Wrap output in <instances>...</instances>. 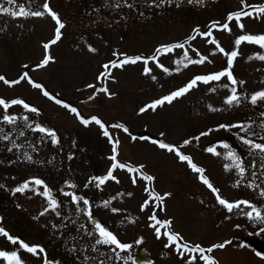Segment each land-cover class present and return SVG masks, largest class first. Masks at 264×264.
Wrapping results in <instances>:
<instances>
[{"label": "rangeland", "instance_id": "374dc122", "mask_svg": "<svg viewBox=\"0 0 264 264\" xmlns=\"http://www.w3.org/2000/svg\"><path fill=\"white\" fill-rule=\"evenodd\" d=\"M26 1L0 0V8L19 11L22 6L27 12L43 13L39 17L0 13V76L20 81L0 80V100L9 105H0V214L5 219L2 229L16 241L0 235V253L10 258L15 252L23 264H110L115 257L116 264L123 260L134 264L137 251L146 248L153 264H194L183 262L187 257L178 256L172 245L165 247L170 243L163 236L165 227L156 221L166 220L170 231L189 246L207 250L225 238L231 241L223 249L208 252L216 264H264V258L243 243L256 220L249 221L246 215L244 232L231 231L237 221L234 225L227 221L225 233L221 218L199 214L196 200L177 183H195L188 161L151 142L163 138L174 143L208 178L217 164L234 162L221 158L230 147L239 146V137L264 145V98L252 102L254 95L264 92V59L259 58L264 47L248 41L235 43L240 36H264V14L258 11L264 0H28L31 5ZM45 3L64 25L55 43L51 41L58 25L45 12ZM242 10L252 14L240 18L241 29L227 17ZM226 22L231 31L221 28ZM176 44L183 47L157 54L162 46ZM233 51L238 53L230 69L235 83L226 76L208 83L196 81L171 103L140 112L196 77L228 69L226 53ZM46 55L49 62L38 67ZM153 56L157 59H150ZM135 57L142 59L120 67L110 63ZM201 58H206L203 63L189 62ZM29 79L41 87H34ZM233 95L238 102L226 103ZM13 100L23 104H12ZM5 116L14 117V122L8 123ZM47 120L56 124L50 135L40 131ZM117 124L127 131L112 127ZM115 141L119 143L114 153ZM207 148H216V153ZM113 155L127 167L113 169L114 179L97 186L94 178L108 176ZM179 168L182 181L176 177ZM237 169L230 174L231 180L239 175ZM143 173L153 179H144ZM195 174L196 178L201 175ZM26 183L27 188L14 193ZM242 183L246 192V180ZM73 195L83 199L74 202ZM50 199L56 201L55 209ZM93 215L99 217L97 224L130 247L112 251L116 245L97 244L102 238L97 224L89 221ZM153 215L156 220L150 219ZM20 242L36 246L37 253L21 248ZM9 258L0 256V264H14Z\"/></svg>", "mask_w": 264, "mask_h": 264}, {"label": "snow or ice", "instance_id": "6c2138e0", "mask_svg": "<svg viewBox=\"0 0 264 264\" xmlns=\"http://www.w3.org/2000/svg\"><path fill=\"white\" fill-rule=\"evenodd\" d=\"M9 3H14V0H8ZM242 3H243V0H242ZM247 7V6H246ZM44 9H45V12L48 13V15L52 16V18L56 21L58 27L56 29V38L51 41V43H55L56 40H58L60 38V29H62L64 27L63 23L60 22L58 16L53 13L51 11V9L49 8L48 4L45 3L44 4ZM258 11L261 13V14H264V6H260L258 8ZM0 13H8L10 15H12L13 17H16V16H28V15H31V16H36V17H39L41 15H43V13L39 12V11H34V12H27L24 10V8L21 6L19 8V11H10V9L8 8H0ZM251 12H246V11H240V12H237V13H230L227 17V20L228 21H232V20H236L237 23H238V26L242 29L243 28V25L242 24H239V20L242 16H251ZM216 26V23L214 22L213 24V27ZM221 28L223 30H227V31H231V29L229 28L228 26V23H224ZM211 33H206L205 35H210ZM194 39V37H192ZM242 41H248V42H255V43H259L261 47H264V36H258V37H253V36H240L239 38L236 39L235 43L237 46L240 45V43ZM215 42V41H213ZM45 49L47 50V48L49 47V45H44ZM182 48L183 47V44H176V45H171V46H162L161 48L157 49V54H159L161 51L163 52H168V51H171L172 48ZM217 47H219V45H217ZM90 51H95L94 49H89ZM220 51H223V49H220ZM115 55V53H114ZM226 55L228 56V69L222 71V72H219V73H216V74H211L209 76H206V77H196L194 78V80H192L185 88L183 89H180L174 93H172L170 96H167V97H164L162 98L161 100H158V101H155L153 102L152 104H149L147 105L145 108H141L140 109V112L143 113L145 111H147L148 109H152V110H155L156 107L158 105H162L163 103L165 102H168V103H171L173 99L175 98H178L180 96H182L185 92H187L190 88L194 87L195 84H196V81H203L204 83H208L209 81H219L221 79V77H224L226 76L230 81H232L233 83H235V80L233 79V76H232V73L230 71L231 67H232V64H233V60L234 58L238 55V53L236 51H233L231 52L230 54H227ZM185 57H187V53H185ZM260 59H264V56H260L259 57ZM142 59L141 57H135V58H125L124 60H122L119 64H117L115 61L113 62H110L112 64L113 67H120L122 66L123 64H127V63H136L138 60ZM150 59H153V60H156L157 59V56H153L151 57ZM204 59L206 58H201V60L199 61H189L190 63H203L204 62ZM50 60V57H48L47 55L45 56V59L42 61V63L40 65H38V67H43L44 65H46ZM145 63H147V61H145ZM160 67H163L162 65H158ZM187 65H185L186 67ZM104 68L107 70L109 68V65H104ZM166 70V69H165ZM149 71V69L146 67L145 68V73H147ZM26 75L25 74L24 76L21 77V79H24L26 78ZM0 80H4V77L0 76ZM5 83L7 84H17L19 83L20 81L19 80H16V81H7V80H4ZM29 83H33V86L34 87H41L40 85L38 84H35L34 82H32L30 79H29ZM89 87H94L93 85H89ZM99 91H103V92H106L107 93V89L106 88H101L99 89ZM233 92H235V89H233ZM46 96L48 95L47 92L44 93ZM92 97H90L91 99ZM257 98H264V92H260V93H257L256 95H254L252 97V102L255 103V101L257 100ZM58 103H60L59 101H57ZM233 102H238V97L236 95H233L231 96L227 101L226 103L228 104H232ZM12 104H23V101L21 100H13L11 102ZM0 105H4L5 108H7L9 105L3 101V100H0ZM24 107L26 109L29 108V106L27 104H24ZM64 107H68V105H64ZM31 111L35 112L36 109L34 108H31L30 109ZM72 112H76V109H71ZM14 117H9V116H5L4 117V120L7 121L8 123H13L14 122ZM93 120L96 121V123H100L99 120H96V118L94 117ZM82 123L84 124H87L88 121H85V120H81ZM101 127H103V125H101ZM112 127H115V128H124L123 125H120V124H117V125H113ZM221 127H226L224 125H221ZM231 127H237L236 125H233ZM243 130V128H242ZM40 131H45L44 129H40ZM124 131H127L126 128H124ZM21 135H23V133H21ZM104 135L105 136H108L109 133L107 131L104 132ZM202 135H206V133H202ZM6 138V137H5ZM133 139H136L135 137H133ZM143 139H149L147 137L143 138ZM198 139V138H197ZM110 140H111V137H110ZM242 140V143L246 144V145H250L251 148H254V149H258L260 152H264V145L262 144H256V143H253L251 140L249 139H244V138H241ZM52 141L53 143H56V137L54 134H52ZM152 143H157L156 141H151ZM119 143V141H115L114 142V146H113V152L115 153L116 152V145ZM185 144L189 143V141H185L184 142ZM159 147L161 149H167L168 151L172 152V151H175L176 155L178 156L179 160L181 161H188L189 163V166L193 169V171H196V172H199L201 173V176H200V179L203 183H205L206 185H208L209 188H212V185L209 183V181L203 176V170L202 169H199L197 168L195 165H193L191 163V160L189 157H186L184 156L183 154H181L176 148L175 146H170V145H166L165 143H159ZM225 147H227V145H225ZM208 151L212 152L213 149H208ZM229 157L231 159H233V161H237L238 160V157L235 156L234 153H229ZM30 159V157H28ZM111 160H113V165H112V168H110L109 170V173H108V176L105 177V178H94V179H97L98 180V185L99 184H103L105 182V179H114V177H112L111 175V172L113 169L117 168V167H120V168H125L127 167L126 165H123V164H120L116 161V156L113 155L112 157H110ZM226 169L229 167V166H225ZM235 167H237L238 169H240L241 172L244 171L243 168H241L240 164L239 163H236L235 164ZM144 179H147L149 181H151L153 179V177H144ZM36 184H41L42 182L39 181V180H36L35 181ZM133 183H135V180L133 181ZM28 185L27 183L25 185H23L22 187L20 188H17L14 190V193L15 192H21L23 191L25 188H27ZM146 191H147V188H146ZM213 192L214 193H218V190L216 189H213ZM46 197H48L50 194L49 192L47 191V189H45L44 193H43ZM65 195H69L68 193H65ZM129 195H131L129 193ZM168 194H165V196H167ZM161 200L164 199V197H159ZM217 198V201L219 202V204L225 206L229 211H231L234 207H238L239 205L238 204H232V203H229L227 201H225L223 198H221L218 194L216 196ZM72 199L73 201H77L78 199H83L82 197L81 198H78L76 196H72ZM84 203L87 204L88 201L87 200H84ZM147 201H145V204L141 206V210L143 211L144 210V207L147 205ZM241 203H244L247 205V202H241ZM50 205L53 209H55V207H57V204H56V201L55 200H52L50 199ZM105 206H107V202H105ZM249 207H251L250 205H248ZM48 211V209H45V212ZM113 211H116V209H113ZM253 213H255V219L261 221V222H264V216H261L260 212L253 208L252 209V212H249L247 213L249 219H253ZM42 215L44 213H41ZM150 219L152 220H156V216L153 215L152 217H150ZM131 222V221H130ZM157 224H161L160 221H156ZM163 226L164 227H169L170 226V222H163ZM96 228L98 229V232H99V236L102 238V239H97L96 243L97 244H101V243H104V244H113V245H116L118 248L120 249H126L130 246L128 245H123L121 243L118 242V240L116 239V237L110 233L109 231L105 230L102 226H100L99 224L96 225ZM261 232H264V228H262L260 230ZM156 233H157V238L159 239L160 238V230L159 228H156ZM0 235H4L6 237H8L10 240H12V242H16L14 240V238L8 236V233L0 228ZM164 235H167L168 237V240H169V244H166L165 247H170L172 244H175V242L178 240V239H181L179 237L178 234H171L169 232H165ZM139 243V241H138ZM231 241H226L225 243L223 244H218V245H213L211 248L207 249L208 252H211L213 251L214 248H220V249H223L225 248V246L227 244H230ZM20 247L25 249L26 251L28 252H31L33 253L34 255L37 253V247L36 246H29L23 242H20ZM182 247V245L180 244H176V249L178 251V253L183 256V252L180 251V248ZM183 247L187 248V245H183ZM192 250H196V251H200V252H203L204 250L200 248L199 245H196L194 246V248ZM39 251H43V249H39ZM259 255V253H258ZM0 256H5V258H9L7 256V254L5 253H0ZM203 259H205V262L206 264H216V262L208 257H202ZM12 262H14V264H23V262L20 260V258L18 257V255L14 252L11 254V257L9 258Z\"/></svg>", "mask_w": 264, "mask_h": 264}, {"label": "flooded vegetation", "instance_id": "af4514ba", "mask_svg": "<svg viewBox=\"0 0 264 264\" xmlns=\"http://www.w3.org/2000/svg\"><path fill=\"white\" fill-rule=\"evenodd\" d=\"M26 2L27 4L31 5L30 1L27 0ZM239 138L245 139V137H239ZM253 143L255 142L253 141ZM213 150H214L213 153H216L215 150L217 149L213 148ZM230 152L234 153L235 156L238 157L237 161H234L233 163L227 161L224 163L222 162L219 165L217 164L215 166L217 167L216 171L209 173L211 178H208L207 175L206 176L203 175L212 185V188H209L208 185L203 183L200 177L196 178L197 177V175L195 174L196 171H193L192 168L191 170L195 176V183H189L188 186L181 184L178 181L177 183L180 187L182 185V187L186 190V192H188V194L192 199L194 198L196 200L199 214H209L210 219H211V215H214L217 218H221L222 219L221 227L225 233L226 230L228 231V225L226 224L227 221L229 222L232 221V223H229V225H234V221H237V225H234V227L231 228V231L237 229V232H240L241 230L244 232L246 230L244 227H245V216L247 215V213L252 212V209L255 208L260 212V214H264V185L261 184L262 180H264V152H260L258 149L251 148L250 146H246V144L242 143L241 139L239 141V146L230 147L229 152L225 154L223 153L221 159L224 161L227 159L233 161V159L229 157ZM236 163H239L241 168L244 169V171L241 172L240 169H237L239 178H237L238 176H236L235 179L232 178L231 180L229 178L230 174L235 169V167L232 168V166H234V164ZM177 164H179V162ZM226 165L229 166L227 169L225 167ZM196 167L198 166L196 165ZM181 176L182 174L179 168L176 177L179 178L180 181H182ZM242 180H246V185H248L246 192L244 191V185L242 183ZM213 189L218 190V193H214ZM217 194L225 201L232 204H238L239 206L234 207L231 211H229L225 206L219 204L216 198ZM241 202H247V205ZM248 205H250L251 207H249ZM158 219L160 220V217H158ZM248 220L252 221V219L249 218ZM253 220H256V223H254L255 225V228L253 229L254 231L249 234L248 241L245 242L244 240L243 243L249 246L250 250L256 256L260 258H264V232L260 231L262 228H264V225H262L259 220L255 219V213H253ZM163 222H167V221L162 220L161 226H163ZM166 231L171 234H174L172 231H170V227L167 228L165 227L164 232ZM163 236L165 239L168 240L167 235L163 234ZM179 240L180 239H178L175 242V244H172V247L174 252H176L178 256H181L176 249V244L182 245L180 251L183 252V256L181 257H187V260L183 262L191 263V261L192 262L195 261L193 262L194 264H199L198 261L200 260L201 264H206L205 259H203L202 257H208V258L210 257L208 256V251L205 250V248L200 247L201 249L204 250L203 252L192 250L194 246H189ZM217 241L218 240H216L213 243H217ZM226 241L227 239L225 238V240L220 242V244H223ZM218 244H213V245H218ZM183 245H187V248L183 247ZM117 249H118L117 246L112 247V251L114 250L117 251ZM118 260H119L118 257L114 258V262H117ZM124 263L125 262L123 260L122 264Z\"/></svg>", "mask_w": 264, "mask_h": 264}, {"label": "water", "instance_id": "95a60500", "mask_svg": "<svg viewBox=\"0 0 264 264\" xmlns=\"http://www.w3.org/2000/svg\"><path fill=\"white\" fill-rule=\"evenodd\" d=\"M55 127V122L53 120H47L45 123H44V127L42 129H44L45 131H43L44 133H46L47 135H49L50 133H52L53 129ZM165 143L166 145H170V146H174V144L172 143H168L166 141H164L163 139H160L159 140V143ZM90 221L92 224H97L98 222V217L97 216H92L90 218ZM135 263L136 264H152V260L151 258L149 257V252L145 249H140L138 252H137V255L134 259Z\"/></svg>", "mask_w": 264, "mask_h": 264}, {"label": "trees", "instance_id": "16d2710c", "mask_svg": "<svg viewBox=\"0 0 264 264\" xmlns=\"http://www.w3.org/2000/svg\"><path fill=\"white\" fill-rule=\"evenodd\" d=\"M23 133H25V132H23ZM25 134H27V133H25ZM8 199H10V198H8ZM4 220H5V219H4L3 215L0 214V228H2ZM16 234L19 235V236L21 237L20 233H16ZM20 240H21V241L23 240L22 237H21ZM49 243H50V240H49ZM43 246H44V243H41V244L39 245V247H42V248L44 249ZM44 251H45V249H44ZM45 253H46V252H45ZM110 264H115V263H113V261H111Z\"/></svg>", "mask_w": 264, "mask_h": 264}]
</instances>
